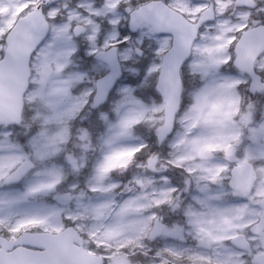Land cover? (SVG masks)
I'll return each instance as SVG.
<instances>
[{
  "label": "snow or ice",
  "instance_id": "obj_1",
  "mask_svg": "<svg viewBox=\"0 0 264 264\" xmlns=\"http://www.w3.org/2000/svg\"><path fill=\"white\" fill-rule=\"evenodd\" d=\"M0 264H264V0H0Z\"/></svg>",
  "mask_w": 264,
  "mask_h": 264
}]
</instances>
